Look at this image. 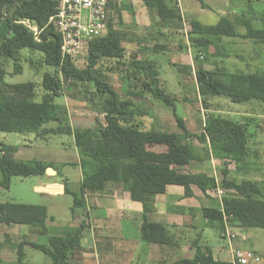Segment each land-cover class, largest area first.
I'll return each mask as SVG.
<instances>
[{"label": "trees", "instance_id": "1", "mask_svg": "<svg viewBox=\"0 0 264 264\" xmlns=\"http://www.w3.org/2000/svg\"><path fill=\"white\" fill-rule=\"evenodd\" d=\"M142 1L145 7L155 12L163 25L161 27L174 29L175 33L182 28V16L176 2ZM131 5L124 3V0H108L106 32L90 42L84 56L85 66L78 67L73 60L61 56L60 35L49 21V17L56 11L53 0H0V131L72 136L79 154L81 173L77 188L72 190L68 178L52 162L18 159L15 157L16 146L1 144L0 185L9 188L13 176H42L47 168H52L62 181L63 193L72 197L70 209L74 215L78 209H86V194L101 193L109 184H119L129 192L131 200L142 204L139 228L141 242L145 245L170 246L176 241L167 226L150 221L147 217L148 212L155 210V195L164 193L167 185L181 186L186 197L193 196V185L204 193L215 188L216 183H212V177L205 171L182 170L192 162L215 158L229 160L237 168L248 166L247 159L252 152L250 139L255 135L257 123L252 124L255 119L250 117L240 121L210 113L205 117L199 134L188 133L184 119L175 111L174 100L159 88L157 66L152 60L138 59L135 55L127 63L126 92L120 94L115 90L106 81L100 62L115 59V63H124L119 59L124 56L125 35L115 26L114 15L121 22V12L131 10ZM24 20L36 26L37 35L22 22ZM239 24L245 28L244 33L237 31ZM190 26L187 43L195 53L194 59H199L200 53L205 58L208 54L212 55L210 48L215 56H227L220 52L224 36L248 38L255 43L264 42V28L253 27L245 16L231 18L225 14L214 24H203L191 19ZM150 34L161 37L167 35L160 30ZM182 47L188 46L184 44ZM153 48L156 52L163 51L166 44L155 43ZM22 49L41 52L43 58L40 62L53 69L42 73L40 85L43 92L39 99L34 81L9 83L5 80L7 60H12L14 74L22 71ZM194 74L203 100L208 96H222L234 103H244L251 99L264 102V71L208 70L200 64ZM63 80H95L105 86L101 94L104 123L98 121V125L91 128L72 127L66 107L56 102V98L61 96ZM138 85L139 90L136 88ZM146 93L172 106L183 137L167 129H144L141 126L137 117L145 115L146 111L135 99H142ZM193 135L199 145L190 140ZM228 173L224 166L219 182L220 187L227 191L226 194L220 197L216 206L200 207L201 216L219 233L225 231L226 225L242 229L264 228L262 184L248 178H229ZM47 215L44 205L0 202V224H26L35 228L37 233L48 236L46 245L27 240L16 244L17 263H21L24 258L25 245L40 250L50 264H69L71 255L81 248V238L87 227L84 222L77 226H64L62 234H50L46 225L49 218ZM1 244L0 241V248ZM169 264L233 263L215 258L207 245L194 244L191 257H178Z\"/></svg>", "mask_w": 264, "mask_h": 264}, {"label": "rangeland", "instance_id": "2", "mask_svg": "<svg viewBox=\"0 0 264 264\" xmlns=\"http://www.w3.org/2000/svg\"><path fill=\"white\" fill-rule=\"evenodd\" d=\"M141 1L124 0V3L132 4V9L121 12V22H119L118 16L114 15L115 26L125 35L123 41L124 56L119 59L124 63H115L117 61L115 59L102 60L100 68L106 81L120 94H124L127 84L125 74L129 58L132 55H135V58L138 59L146 58L152 60L157 66L159 88L165 95L174 100L175 111L184 119L188 133L199 134L205 117L210 113L240 121L244 120L245 117H250L255 119L252 124L257 123L255 135L250 139L252 152L247 159L249 161L248 166L241 165L242 167L237 168L236 164L229 160L221 161L210 158L202 162H192L190 166L182 168V170L205 171L212 177V183H216V187L208 189L205 193L203 192L205 197L201 191L199 193L200 199L196 196L191 201L193 205L188 206V204L183 203V206L180 207L181 212H177V215L183 218V224L180 227L176 225L177 228L173 231L168 228L170 234L174 232L173 238L176 244L174 243L172 249H165L162 253L165 261H167L166 264L172 259L192 254L194 244L209 246L216 253V256L223 260L231 259L232 248L247 249L254 252V255L259 258L258 261L251 264H264V228L249 227L242 229L237 226L230 227L226 225L225 231L219 233L214 227L205 223L199 209L201 205L216 206V203H218L220 197L217 190L221 188L219 182L224 166L228 169L229 178L258 180L262 184L264 192V102L251 99L244 103H234L222 96H208L203 100L199 94L194 74V70L200 64L208 70L216 69L228 72L264 71V42L255 43L248 38L224 36L220 44V52L227 54V56H215L214 51L210 48L212 55L208 54L205 58L204 54L200 53V58L194 59L195 53L187 43L186 36V32L191 28V19H196L203 24H214L225 14L231 18L245 16L250 20L253 27L264 28V0H178V2L175 0L174 2L184 15L186 32L168 34L165 37L150 34L155 29H159L162 24L157 19L155 12L146 9ZM167 30L171 29L168 28ZM237 31L244 33L245 28L239 24ZM142 37L143 40H141ZM155 43H165L166 49L156 52L153 48ZM180 44L181 46L186 44L188 47L181 48ZM20 56L22 71L14 74L12 60H7L5 63L7 72L5 80L9 83L34 81L37 99H39L43 92L40 85L42 73L45 70L53 71V69L40 62L43 55L37 50L22 49ZM83 59L75 62L76 66H85V59ZM139 86L136 87L138 90ZM104 87L102 83L95 80L83 82L62 81L61 96L56 98V102L66 107L72 127L91 128L97 126L98 121L104 123V115L101 111V94ZM135 101L146 111L145 115L137 117V121L141 122L144 129H167L177 132L183 137L182 131L174 118L172 106L154 98L150 93H146L142 99L136 98ZM190 140L199 145L194 135L190 137ZM1 144L16 146L15 157L18 159H38L52 162L53 166L68 178L71 189L75 190L77 188L81 174L78 165L79 154L72 136L65 134H45L42 136L34 132L0 131ZM46 172L52 173L47 169ZM41 179L44 182L50 180L45 176H13L9 188L0 185V202H19L46 206L47 216L49 217L46 220V225L50 234H62L64 226H77L80 222L87 225L89 217L92 216L91 222L95 223L94 213L91 211L88 216V209H78L72 215L70 209L72 197L70 194L52 196L45 195L46 193L43 194L42 191H36L34 185L41 183ZM109 185H113V183ZM114 185L118 187V190L116 188L115 190L118 192L119 198L122 199L121 185ZM226 192L224 190L223 195ZM161 195L157 194L155 196ZM86 196L87 207H91L94 198L89 194H86ZM101 197L104 199L102 200L103 205L106 206L111 203L106 195H101ZM194 206L197 210L191 214L190 211ZM100 209L96 211L101 216H106L112 211L107 207L108 212L101 213L98 211ZM148 213H151V211ZM184 224L186 225L184 226ZM192 224H194V229L191 227ZM84 234L85 236L90 235V231L85 228ZM22 240L46 245L48 236L47 234L37 233V230L30 225L0 224V241L2 242L0 264H50L49 259L40 250L30 245L23 247L24 258L21 263H17L18 246L16 247V244ZM140 249L146 251L145 245H143V249L136 247L133 253L123 259H116L113 264H126L128 260L131 264H142L139 258ZM90 259L82 260V262L90 263ZM98 259L99 264H102L101 258Z\"/></svg>", "mask_w": 264, "mask_h": 264}, {"label": "crops", "instance_id": "3", "mask_svg": "<svg viewBox=\"0 0 264 264\" xmlns=\"http://www.w3.org/2000/svg\"><path fill=\"white\" fill-rule=\"evenodd\" d=\"M172 1L174 2L175 0ZM141 2L143 3V1ZM145 8L148 9L147 7ZM180 13L182 16V28L178 29L177 33H175L174 29L167 30L168 28L165 27H159V29H155V30H160L163 33H166L167 35L178 34L180 32L185 33L186 32L184 27L185 21L181 9H180ZM186 36H187V32H186ZM141 40H143V37L141 38ZM42 176H45L50 180L44 182L41 179L40 180L41 183L34 185V189L36 191H42L44 192L43 194L46 193L45 195H52V196L64 195L63 193L64 186L62 184L60 177L58 178V175L56 174V170L52 169V173L46 172L45 175ZM115 188L118 190V187L113 184V185H109L104 192L89 194L92 195V198H94V200L91 207L90 206L87 207L86 205V209H88L87 214L89 216V213L92 211L94 213L93 215L96 218V220L95 223H92L91 218L93 216L89 217L90 219L87 222L86 228L88 229V231H90V235L87 236H85V234L82 235L81 248L71 255L69 264H99V259H98L99 257L101 258L102 264H113V261H116V259L118 258L123 259L125 256H128L130 253H133V250L136 247L143 249V245L145 244L141 242L140 233H139L142 204L138 201L131 200L129 192L124 190L122 186H121L122 199H120L119 194L115 190ZM192 191H193V196L186 197L184 196V191L181 186L167 185L164 194L162 193L161 196L154 197L155 210L147 214L148 219L150 221L161 222L165 224L167 228L172 229V231L173 229L177 228L176 225H179L180 227L183 224V218L177 215L178 214L177 212H181L180 207L183 206L182 204L184 203V204H188V206H191L193 205L191 204V201L195 199L196 196H198L200 199L199 193H201V190L197 186L193 185ZM202 194L205 197V194L203 192ZM101 195H106V197L109 198L111 203H109L106 206L103 205L102 200L104 199L101 197ZM86 200H87V196H86ZM202 206L204 205L199 206V209ZM107 207L110 208L112 211L108 213L106 216L102 215L103 216L102 217L96 211L97 209L101 208L100 210H98L101 213L108 212ZM113 207L114 209H112ZM173 207L175 208L174 210ZM196 210L197 208L196 206H194V208H192L191 211L190 210L189 211L191 212V214H193V212H195ZM185 225L186 224H184V226ZM193 226L194 224H192L191 226L194 229L195 227ZM173 246L174 244L170 246H157L155 244L145 245L146 251L145 250L141 251L140 249V253H141L139 257L140 261L142 262V264H166L167 261H165L164 255L162 253L165 251V249L166 250L172 249ZM212 253L215 258H218L213 250ZM192 255L193 253L182 257H191ZM88 257H90L91 259ZM129 258L131 259L132 257ZM85 259H90L89 260L90 263L86 261L83 263L82 260L84 261ZM173 260L174 259H172V261ZM126 264H131V262L128 260Z\"/></svg>", "mask_w": 264, "mask_h": 264}, {"label": "built area", "instance_id": "4", "mask_svg": "<svg viewBox=\"0 0 264 264\" xmlns=\"http://www.w3.org/2000/svg\"><path fill=\"white\" fill-rule=\"evenodd\" d=\"M55 13L49 17L60 35V51L62 57L74 62L82 60L88 51L90 42L102 36L107 29L108 0H53ZM37 35L36 26L28 20L22 21ZM218 196H223V189L217 190ZM259 258L254 252L232 248L233 264H251Z\"/></svg>", "mask_w": 264, "mask_h": 264}, {"label": "bare ground", "instance_id": "5", "mask_svg": "<svg viewBox=\"0 0 264 264\" xmlns=\"http://www.w3.org/2000/svg\"><path fill=\"white\" fill-rule=\"evenodd\" d=\"M47 170H49L50 172H52V169H50V168H48ZM54 186H56V185H54ZM53 188V187H52ZM55 188V187H54Z\"/></svg>", "mask_w": 264, "mask_h": 264}]
</instances>
